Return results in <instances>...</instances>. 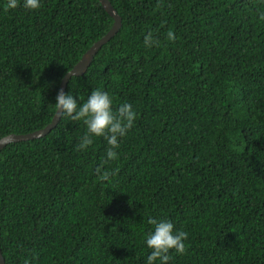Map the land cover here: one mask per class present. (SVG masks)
<instances>
[{
  "label": "trees",
  "instance_id": "trees-1",
  "mask_svg": "<svg viewBox=\"0 0 264 264\" xmlns=\"http://www.w3.org/2000/svg\"><path fill=\"white\" fill-rule=\"evenodd\" d=\"M110 1L121 28L66 93L83 104L99 88L137 119L104 165L111 182L95 172L107 141L76 151L87 127L66 116L1 150L6 264H147L150 217L188 233L168 264H264V0ZM7 3L0 139L52 121L63 77L114 23L100 0Z\"/></svg>",
  "mask_w": 264,
  "mask_h": 264
},
{
  "label": "clouds",
  "instance_id": "clouds-1",
  "mask_svg": "<svg viewBox=\"0 0 264 264\" xmlns=\"http://www.w3.org/2000/svg\"><path fill=\"white\" fill-rule=\"evenodd\" d=\"M18 6L19 0H8L5 10L15 9ZM23 7L28 10H37L41 7V3L40 0H23ZM260 18L264 19V14ZM166 38L171 42L176 40L172 30L167 32ZM144 44L146 47L159 46V41L149 32L145 36ZM82 99L83 97H80V100ZM55 107L58 110L57 115L61 118L66 116L74 122L82 121L87 127V134L76 145V151L87 150L94 143L93 137H103L107 141V159L102 158V163L95 172L101 182H111L115 170H103L104 165L119 159L116 149L120 147V138L127 135L137 119V112L133 106L130 103H123L114 111L112 97L99 88L93 89L87 100L79 104L72 94L66 93L61 88L56 96ZM148 223L153 225V230L146 235V245L151 249L150 255L147 256V264H155L157 260L160 264H168L172 258L169 255L171 250H175L178 254H186L187 232L177 230L174 223L168 219L150 217Z\"/></svg>",
  "mask_w": 264,
  "mask_h": 264
},
{
  "label": "water",
  "instance_id": "water-1",
  "mask_svg": "<svg viewBox=\"0 0 264 264\" xmlns=\"http://www.w3.org/2000/svg\"><path fill=\"white\" fill-rule=\"evenodd\" d=\"M104 6V8L109 12V14L114 18V23L111 29L97 42H95L82 56L80 61L70 70L68 71L62 79L60 89L62 88L66 92L67 84L72 76L82 75L84 74L91 63L93 62L95 55L98 50L107 43L121 28L122 25V17L118 14L117 10L114 8L113 4L110 0H100ZM58 110L56 111L52 121L44 128L29 132L26 134H16L11 133L0 139V152L1 150L11 142H19L25 140H31L35 138L42 137L48 134L57 124L59 123L61 117L57 115ZM0 264H6L5 258L3 256L0 244Z\"/></svg>",
  "mask_w": 264,
  "mask_h": 264
}]
</instances>
